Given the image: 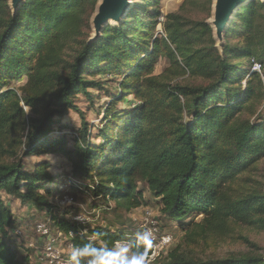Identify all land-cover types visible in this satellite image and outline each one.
<instances>
[{"label": "trees", "instance_id": "1", "mask_svg": "<svg viewBox=\"0 0 264 264\" xmlns=\"http://www.w3.org/2000/svg\"><path fill=\"white\" fill-rule=\"evenodd\" d=\"M135 1L144 4L88 43L98 0H27L15 15L0 0V264H33L35 256L16 234L21 222L3 194L44 213L73 247L127 239L61 214L50 164L26 166L28 158L48 155L68 162L80 182L76 200L91 198L95 212L144 207L139 186L147 189L161 219L183 234L154 264H264L255 255L201 257L219 241L253 247L241 231H264V117L243 118L264 99L261 75L244 67L254 60L264 69V4L254 0L238 11L228 31L237 41L221 57L205 23L212 0H184L165 16L148 9L159 0ZM161 58L168 66L155 75ZM106 75L120 80L116 93L106 91L95 129L75 101L82 95L92 103L89 92L103 91L96 78ZM186 75L202 84L174 83ZM23 77L25 87L10 86ZM70 112L79 128L63 123Z\"/></svg>", "mask_w": 264, "mask_h": 264}, {"label": "rangeland", "instance_id": "2", "mask_svg": "<svg viewBox=\"0 0 264 264\" xmlns=\"http://www.w3.org/2000/svg\"><path fill=\"white\" fill-rule=\"evenodd\" d=\"M184 0H159V3L150 6L148 9L153 12L154 10H157L162 13V15H168L171 13H178L181 5ZM262 1V0H259ZM138 3V4H136ZM144 2H137L135 0L131 1V7L133 5H140L142 6ZM188 16V15H187ZM191 19L194 20H200L202 19V15L199 14H191ZM91 19V18H90ZM125 19V18H124ZM211 13L209 17L205 20V23H211L212 21ZM234 20V19H233ZM123 21V20H122ZM161 21V20H159ZM233 22V21H232ZM123 24L121 22L120 25H114L115 27H120ZM232 24V23H231ZM230 26L228 27V30L226 31L224 35V39L222 40V44L218 43L217 40L214 39L213 36V30L212 31V37L214 42V48L219 53V55L223 56V49L228 43H233L237 41V36H234L232 33H229ZM89 27H90V33L87 42L89 43L91 37H93V32L91 28V24L89 21ZM108 27V26H107ZM106 27V28H107ZM163 29L161 25H157L155 28V33H162ZM103 33V32H102ZM102 36V34H101ZM100 36V37H101ZM99 37V38H100ZM168 66V62L165 58L159 59L155 66V75L161 74ZM245 70H251V67L249 63H246L244 65ZM261 79L264 86V69L261 71ZM248 78V75L245 76V80ZM97 80L101 81L103 83V91L97 92V91H91L93 95V102H89L88 99L82 95H79L76 97V105L79 107V109L84 113L87 123L90 125V127L97 129L98 126L101 124L102 116L100 117L98 115V112L101 111L104 107H106L109 99L105 96L106 91L116 93L117 91V82L120 80L119 77H110L109 75L106 76H100L96 78ZM27 78L23 77L20 80H17L13 82L10 86L14 89L20 90L23 87L27 85ZM182 83V84H194V85H201V81L198 79H191L188 77V75L184 77H180L178 79L174 80V83ZM244 83V82H243ZM129 101H133L132 98L128 99ZM122 109L127 108L128 104L119 105ZM28 111V109H27ZM264 117V99L262 103L258 104L255 102V107L253 110V113L247 111V113L244 114L243 118L248 119L252 123H257L261 121ZM63 123H66L67 125H70L71 127L79 128L81 125V120L77 113L70 112L69 115L63 120ZM95 129L92 130V133H96ZM69 146L72 147L73 144L69 143ZM48 162L50 164V173L55 177L57 183L50 186V189L58 193L59 186L61 185V180L63 176H71L70 173V166L68 162L61 156H42L40 158L37 157H31L26 160V166L28 169L34 167L36 164ZM259 175L262 177V181L264 183V160L260 162L259 164ZM141 190L144 189L145 194V201L147 202V205L138 209H134L129 213H114L113 211L109 212H102V211H93L91 207L92 199L90 198H79L76 200L75 206L70 207H63L59 208V211L63 215L65 211H69L71 215L69 217H72L74 215L83 214L85 216H88L91 218V222H88L87 225L92 227H103L105 230L114 231L121 233L123 237L133 240L135 233L138 231H141L143 220L145 218V211L148 210L151 212V215L155 217L156 219L160 220V232L161 235L165 234H172L174 235V244L173 247L179 244V242L182 239L183 234L178 230L176 223H169L165 219H161V216L158 211V206L155 204L153 198L148 193L147 189L144 188L142 185L139 186ZM77 196V193H76ZM5 201L7 204H9L11 210L13 211L14 215L18 218V220L21 222V226L18 227L17 232L19 230L22 233V239L25 241L30 247L29 249L32 250L35 253L33 264H44V261L41 260L40 253L42 252V244L39 242V234L36 232L37 226L41 223H48L51 232L58 236L60 233L54 228L52 221L45 216L44 213L38 212L36 208L32 204L23 205L18 200H14L13 198H8L6 195L3 194ZM11 199V200H10ZM241 233L244 237H246L250 243H252L253 247L250 245H245L241 243L240 241H226V242H217L216 246L212 249L207 250L203 254H201V257L205 259H225L231 255H255L258 257H262L264 261V231L255 227L252 228H244ZM17 234V233H16ZM32 247V248H31ZM61 247V250L65 256L70 255L71 250L69 249L68 244L64 241V239H60L59 242V248Z\"/></svg>", "mask_w": 264, "mask_h": 264}, {"label": "built area", "instance_id": "3", "mask_svg": "<svg viewBox=\"0 0 264 264\" xmlns=\"http://www.w3.org/2000/svg\"><path fill=\"white\" fill-rule=\"evenodd\" d=\"M251 72L261 74V65L254 60L251 64ZM61 182L58 193L55 195L54 203L59 208L75 206V194L80 185L79 180L72 176H63ZM145 213L141 230H150L152 233V243L150 246L152 253L149 255V258L151 264H154L172 247L174 244V236L172 234L161 235L160 221L153 217L148 210H146ZM71 219L73 222L81 225H87L88 222H91V218L83 214L74 215ZM36 232L39 234V242L42 244V252L40 253V256L41 260L44 261V264H66L69 255L65 256L63 254L61 247L59 248V242L62 237V239L68 244L69 249L72 250L73 245L68 242V239L62 234H59L58 236L53 234L49 224L46 223L39 224ZM20 233V231L17 232L18 235ZM70 237H72V234H70Z\"/></svg>", "mask_w": 264, "mask_h": 264}, {"label": "water", "instance_id": "4", "mask_svg": "<svg viewBox=\"0 0 264 264\" xmlns=\"http://www.w3.org/2000/svg\"><path fill=\"white\" fill-rule=\"evenodd\" d=\"M132 0H98L95 12L90 19L93 32L89 43L99 39L107 26L120 25L131 8ZM254 0H212L211 23H206L213 30L214 39L222 44L224 35L238 11ZM13 15L27 0H7ZM264 4V0L261 1Z\"/></svg>", "mask_w": 264, "mask_h": 264}, {"label": "clouds", "instance_id": "5", "mask_svg": "<svg viewBox=\"0 0 264 264\" xmlns=\"http://www.w3.org/2000/svg\"><path fill=\"white\" fill-rule=\"evenodd\" d=\"M101 236V233L93 234L95 239ZM151 243L150 230L138 231L133 240L123 239L111 247H98L89 242L74 246L66 264H151L149 258Z\"/></svg>", "mask_w": 264, "mask_h": 264}]
</instances>
